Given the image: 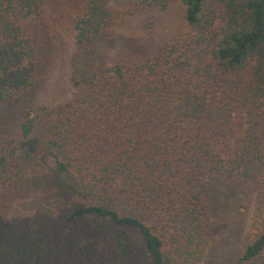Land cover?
I'll return each instance as SVG.
<instances>
[{
	"label": "trees",
	"instance_id": "16d2710c",
	"mask_svg": "<svg viewBox=\"0 0 264 264\" xmlns=\"http://www.w3.org/2000/svg\"><path fill=\"white\" fill-rule=\"evenodd\" d=\"M54 0H0V264H203L218 184H252L236 264H264V0H84L73 17V96L31 100L33 21ZM184 7L188 29L134 64L96 60L138 10ZM67 210L6 219L48 158ZM140 232L141 243L131 232Z\"/></svg>",
	"mask_w": 264,
	"mask_h": 264
},
{
	"label": "rangeland",
	"instance_id": "374dc122",
	"mask_svg": "<svg viewBox=\"0 0 264 264\" xmlns=\"http://www.w3.org/2000/svg\"><path fill=\"white\" fill-rule=\"evenodd\" d=\"M124 0H110L113 7H121ZM84 0H54L40 21H33L38 45L40 75L32 101L50 106L64 103L73 96L70 80V60L74 50L73 17ZM188 29L184 7L173 4L166 10H138L119 26L113 40L103 38L96 50V60L113 64H134L157 54L165 41H170ZM24 102L0 108V138L17 131ZM49 168L33 180V193L26 200L7 210L6 219L30 218L40 213L61 214L67 210L63 183L54 170V161L47 159ZM212 209L213 231L203 264H236L242 253V238L250 231L255 213L256 191L252 184L242 186L218 184ZM132 234L141 242L140 232Z\"/></svg>",
	"mask_w": 264,
	"mask_h": 264
}]
</instances>
